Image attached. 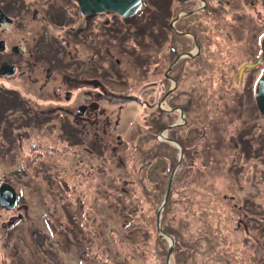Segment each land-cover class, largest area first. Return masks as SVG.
Returning <instances> with one entry per match:
<instances>
[{"label":"rangeland","instance_id":"obj_1","mask_svg":"<svg viewBox=\"0 0 264 264\" xmlns=\"http://www.w3.org/2000/svg\"><path fill=\"white\" fill-rule=\"evenodd\" d=\"M0 4L10 17L0 40L24 51H0L21 63L0 74V89L22 102L0 109V187L17 198L0 204V264H264V115L255 96L264 0H211L212 12L199 15L196 31L204 38L206 28L210 42L195 69L185 67L178 112L163 102V73L150 69L176 54L170 35L155 50L152 34L133 37L134 23L118 28L103 17L107 38L79 30L74 0ZM42 41L55 60L37 52ZM92 57L110 87L101 103L111 121L98 141L76 118L92 86H70L69 69L58 67ZM107 60L121 66L117 75ZM245 64L256 65L241 72Z\"/></svg>","mask_w":264,"mask_h":264},{"label":"flooded vegetation","instance_id":"obj_2","mask_svg":"<svg viewBox=\"0 0 264 264\" xmlns=\"http://www.w3.org/2000/svg\"><path fill=\"white\" fill-rule=\"evenodd\" d=\"M74 1L77 4L79 15H81L82 20H84L85 22L83 23L82 21L81 25H79V30L85 29L90 32L100 33L101 35L105 33L106 35H104V37L107 38V36L110 37L113 34H111L109 27L103 25L102 29H98L100 20L103 17H106L104 23L116 25L118 28L126 26V22L134 23L137 25V28L135 29V32L132 31L133 37L139 35V39L141 38L140 41L142 43L147 35L152 34L153 37L151 42L155 45V50H159L158 46L160 44H163V37L166 36L167 38L168 35L171 36V44L173 43L172 49L175 50L176 54L171 56V58L166 62H162L161 60L162 63H158L157 67H154V69L153 67H150V69L154 73H163L164 80L160 82L161 84H164L166 82L168 85V89L164 93L163 102L169 99L170 104L173 102L170 105V107H172L173 109L170 110H174V112L179 110L180 107L177 103L174 102L175 100L173 97L180 94L178 90L181 83V78L183 77V73L186 69L185 67H193L195 69L194 65L197 64L196 61L205 57V55L203 54L207 49V42H210L206 28L203 35L204 38H201L196 30L198 26L197 24L199 23V15L202 14L203 16H208L212 12L211 0H142L141 7L132 16L121 15L114 11H91L84 14L80 2L78 0ZM0 9L4 12L9 20L10 17L6 12L4 6H2L1 4ZM110 15H112L113 20L112 18H110ZM102 20H104V18ZM5 21L7 20H4V23H2L3 21H0V26L6 24ZM54 21L61 25L66 22L59 19ZM115 21H117V23H115ZM106 32L109 33L107 34ZM75 33V31L71 30L68 32V36L71 38ZM75 43H77V41ZM52 44L57 47V49L61 48L60 53H62V47L58 43V41L55 40V43ZM139 48L144 47L140 46ZM36 50L37 52L43 54L42 59H56L55 54H53V47H49L48 44L45 45L43 41L39 43V47H37ZM0 51H3V53L6 55H17L24 52L23 46L17 43L13 44L10 49H8V44L4 40H0ZM69 53H72V51H69ZM34 55L35 54L33 53V51H31L30 56L37 63L38 61H40V59ZM98 60L99 57H92L87 60L86 64H84V60L82 59L72 60V63L68 59H66V63H62L60 59L58 60V67L60 68V70L67 71V68L69 69L68 72H64V75L68 80V84L70 86H78L79 84L92 86L90 91L86 92L85 95H83V100L80 101V103L77 105L76 118L79 122L83 123V127H89L90 129L95 128L93 132L95 141L101 140L103 138V135L108 134L107 129L111 121L108 107L102 105L101 103L103 97L110 96L107 91V89H109L110 87L105 81L100 80L99 77L95 75V68L98 64ZM68 62H70V64ZM262 62L264 63V61ZM166 63L167 66L163 70V66ZM106 64V68H109L110 65L112 66L111 75H117L116 71H114V67L118 68V66H121L116 65L113 61L110 60H107ZM20 65L9 60L7 57H2L0 54V74L15 71L17 68H20ZM146 65L147 63L145 62L143 64V67L145 69H149V67H146ZM151 84L157 85V82L155 81ZM181 86L183 87L184 85L182 84ZM256 90L257 89H255V96ZM182 91L188 95L187 88H182ZM71 94L72 92H70L68 96H70ZM138 101L141 102L140 99ZM180 110H184V108H181ZM175 125L176 124H172L169 127L171 128ZM186 142L190 143L188 140H186ZM238 144L241 147V143ZM181 152L182 157H188V153L181 150L179 156L181 155ZM183 160L184 159H181L179 165Z\"/></svg>","mask_w":264,"mask_h":264},{"label":"water","instance_id":"obj_3","mask_svg":"<svg viewBox=\"0 0 264 264\" xmlns=\"http://www.w3.org/2000/svg\"><path fill=\"white\" fill-rule=\"evenodd\" d=\"M78 1L81 4L84 14L91 11H114L121 15H126V16H132L133 14H135L142 4V0H78ZM4 20H8V17L0 9V21H4ZM261 60H264V40H263V54L256 64H258ZM256 64H245L242 67L241 72H243L242 70L244 68L246 67L251 68L254 67ZM256 102L260 112L264 115V75L262 76V78L260 79L257 85ZM169 183H170L169 185H171V181ZM167 197L165 199V202L163 203V206L166 204ZM8 202L11 203L8 207H14V205H16L17 203L16 194L10 186L2 185L0 187V204L1 203L7 204ZM160 217H161V211L158 214V220H160ZM166 235L170 237L168 234ZM170 240H171V247L169 254H171L174 245V239L170 237Z\"/></svg>","mask_w":264,"mask_h":264},{"label":"trees","instance_id":"obj_4","mask_svg":"<svg viewBox=\"0 0 264 264\" xmlns=\"http://www.w3.org/2000/svg\"><path fill=\"white\" fill-rule=\"evenodd\" d=\"M4 88V87H3ZM21 100L17 97L14 91H8L6 88L0 89V109L4 110V105L16 106ZM22 103V102H21Z\"/></svg>","mask_w":264,"mask_h":264},{"label":"bare ground","instance_id":"obj_5","mask_svg":"<svg viewBox=\"0 0 264 264\" xmlns=\"http://www.w3.org/2000/svg\"><path fill=\"white\" fill-rule=\"evenodd\" d=\"M10 208V207H9Z\"/></svg>","mask_w":264,"mask_h":264}]
</instances>
